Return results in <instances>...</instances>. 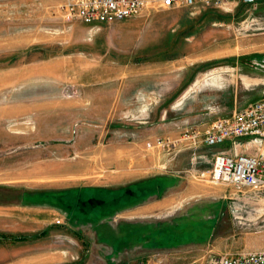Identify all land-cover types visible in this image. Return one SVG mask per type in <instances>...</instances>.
Masks as SVG:
<instances>
[{
  "label": "rangeland",
  "instance_id": "374dc122",
  "mask_svg": "<svg viewBox=\"0 0 264 264\" xmlns=\"http://www.w3.org/2000/svg\"><path fill=\"white\" fill-rule=\"evenodd\" d=\"M70 1L0 0V110L13 108V114L0 119V206H36L43 201L49 202L46 206L65 205L75 223L67 230L73 238L67 254L70 264H128L155 255L170 260L168 264H190L205 257L201 264L212 255L264 251V201L236 200L232 188L211 184L199 171L209 165L197 163L189 170L198 173L179 174L177 186L169 191L177 201L172 212L126 219L118 209L125 199L117 194L145 175L134 174L138 167L133 158L141 156L148 164L154 156L171 159L176 154L144 142L140 155L130 143L134 134L143 133L140 127L148 126L143 125V113L150 106L174 107L167 119L184 116L190 99L199 94L223 93L237 84L243 96L249 78L263 76L264 11L236 1L196 11L179 8L169 24L186 15L199 21L206 46L198 57L207 62L199 64L188 84L178 90L161 84L145 93L151 79L143 76L145 100L126 103L124 109L117 103L123 71L104 64L95 68L86 53L78 54L93 40L85 33H120L123 24L114 22L104 32L88 29L90 24L68 17L64 7ZM175 71L169 74L174 76ZM126 89V95L133 94V85ZM136 107L138 114L124 117ZM171 169L157 167L148 174ZM98 188L109 189L95 191ZM71 189L78 191L59 195ZM90 190L93 197L87 195ZM185 191L195 195L185 197ZM33 198L40 203H31ZM127 200L133 204L132 196ZM87 215L97 227L76 224L81 221L76 218ZM0 233H7L5 227L0 226ZM30 249L38 246L0 245V264Z\"/></svg>",
  "mask_w": 264,
  "mask_h": 264
},
{
  "label": "crops",
  "instance_id": "0c3cea01",
  "mask_svg": "<svg viewBox=\"0 0 264 264\" xmlns=\"http://www.w3.org/2000/svg\"><path fill=\"white\" fill-rule=\"evenodd\" d=\"M258 9L264 11L262 6ZM177 13H179L178 9L153 10L139 18L115 22L123 24L120 33H85L86 35L92 34L93 40L85 47L84 53L78 52V54L86 53L93 63L91 65L95 68L104 64L106 67H116L123 71L122 76L118 78L121 90H119L117 103L118 105L124 104V109L126 103L142 101L145 93L154 91L161 84L171 85L170 91L181 89L191 80V72H195L199 68V64L207 62L200 61L198 57L205 51L206 46L205 33H199V21H195L186 15L185 19L180 18L170 25L169 19L175 17ZM112 24L114 23H94L87 25V27L91 30L98 29V32L101 30L104 32L105 28ZM148 29L163 30L165 33H145ZM171 69L177 71L176 75L171 76L169 74ZM126 72L129 75H126ZM262 75L261 78H249L250 81L256 80L258 83H249L250 81H248L244 85L245 93L243 96L241 93L239 94L237 84L236 86H229L223 93L206 92L199 94L197 99H190L184 116L167 119L168 111L174 110V107L166 109L162 106L159 108L155 107L156 105L150 106L143 113L146 118L143 125H148V128L142 129L143 127H140L143 133L134 134L135 136L130 143H133L140 155L145 144H154L158 139L177 143L180 151L172 149L176 154L171 159L164 155L154 156L148 164L141 156L133 158L132 161L137 162L138 167L134 174L145 173V175L135 179L128 188L124 187V189L117 191L119 198L125 199L118 208L120 209L119 213L125 214L127 217L124 218L126 219L137 220L152 218L154 214L162 213V211L172 212L170 210L174 209L177 201L174 193L169 191L177 186L181 178L180 173L197 172L196 170H189V167L193 166L194 168L199 163L200 166L203 164L210 166L204 169L199 168L202 177H205L212 168L214 157L218 154L236 156L238 154H250L247 153L249 150H253L256 154V150L249 148L247 140L243 139L237 142H226L216 147L200 144L199 147L191 148L193 138L187 140L186 135L189 133L202 135L216 119L231 116L234 112L247 107L244 104H239L241 101L255 103L264 100V72ZM143 76H148L151 79L145 93L142 91L141 84ZM130 85H133V94L126 95V88ZM150 100L154 101L151 98ZM162 100H166V97ZM12 112L13 108L8 107L5 110H0V119H7L13 114ZM139 112L138 107H136L128 114L124 112V117L134 116L133 114ZM123 129L126 130V127ZM135 131L138 132V129ZM167 166L174 169H171V172L148 174L154 168H166ZM108 189L98 188L95 191ZM75 191L78 190L71 189L63 193L59 192V195L72 194ZM93 191H88L87 195L93 197L91 194ZM217 194H219V198H222L221 191H218ZM191 195H195V193L185 191V197ZM130 196L134 199L133 204L130 200L126 201L127 197L130 199ZM152 199L155 201L150 202L149 200ZM35 201V198L30 199L31 203H40ZM47 203L49 202L43 201L42 204L44 205L36 206H0V226L5 227L7 232L0 233V245L11 247L15 244L38 246V249H30L27 254L19 258H14L13 254L10 255L4 264H70L67 254L70 253L73 246V238L68 235L67 230H72L71 227H74L75 223H71L70 211L65 205L59 202L53 206L49 204L46 206ZM59 204L63 206H59ZM15 210L22 213L15 212ZM79 218L76 220L81 221H77L76 224L84 225L86 223L91 228L98 226H96L97 222H94L96 220H90L88 215L86 218L82 216ZM58 219L61 224H57ZM100 229L103 230L104 228L101 226ZM201 259L203 260L205 257ZM201 259H195L190 264H198ZM165 262L168 264L170 260L165 259Z\"/></svg>",
  "mask_w": 264,
  "mask_h": 264
},
{
  "label": "built area",
  "instance_id": "2783aa9c",
  "mask_svg": "<svg viewBox=\"0 0 264 264\" xmlns=\"http://www.w3.org/2000/svg\"><path fill=\"white\" fill-rule=\"evenodd\" d=\"M236 1L249 5L252 9L264 7V0H72L64 7L71 19L85 24L114 23L138 18L149 11L160 9L187 8L199 10L206 5L226 6ZM191 140V148L204 144L216 147L226 142L247 140V146L256 154H218L214 157L208 180L213 185H223L233 190L238 200L259 203L264 201V100L257 101L231 116L216 119L202 135H186ZM154 146L179 150L177 143L158 139ZM57 224H61L58 219ZM165 259L153 256L148 261H135L128 264H165ZM195 264V263H192ZM201 264H264V251L226 253L212 255Z\"/></svg>",
  "mask_w": 264,
  "mask_h": 264
},
{
  "label": "trees",
  "instance_id": "16d2710c",
  "mask_svg": "<svg viewBox=\"0 0 264 264\" xmlns=\"http://www.w3.org/2000/svg\"><path fill=\"white\" fill-rule=\"evenodd\" d=\"M259 58H253V59H251V60H258ZM264 59V58H263Z\"/></svg>",
  "mask_w": 264,
  "mask_h": 264
}]
</instances>
